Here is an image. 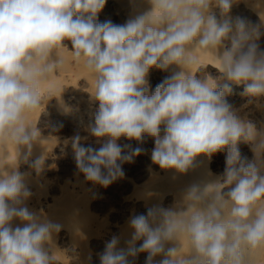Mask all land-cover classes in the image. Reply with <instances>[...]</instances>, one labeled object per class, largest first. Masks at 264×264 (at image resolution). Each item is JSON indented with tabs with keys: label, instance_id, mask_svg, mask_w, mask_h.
I'll return each instance as SVG.
<instances>
[{
	"label": "clouds",
	"instance_id": "obj_1",
	"mask_svg": "<svg viewBox=\"0 0 264 264\" xmlns=\"http://www.w3.org/2000/svg\"><path fill=\"white\" fill-rule=\"evenodd\" d=\"M234 2L148 0L149 11L114 24L96 22L106 0H0V140L5 144L24 146L30 154L39 131L26 123L25 114L41 106V85L62 68L58 49L66 48L67 39L75 60L95 74L93 96L99 102L87 131L101 146L84 147L79 134L72 138L76 166L86 181L108 186L124 175V163L145 151L119 144L121 137L138 143L152 137V161L179 173L197 156L227 149L221 178L203 188L192 185L172 207L154 205L146 214L132 215L127 247H119L121 237L113 235L101 264H133L130 258L141 252L147 253L145 264H245L244 249L264 246V131L243 121L225 99L231 84L209 83L190 71L173 72L154 89L146 80L152 67L198 64L195 53L203 49L219 61L225 81L243 84L250 97L264 96V48L258 43L264 25L228 17ZM240 142L252 145L254 161L242 157ZM41 163L37 159L32 167L39 172ZM30 196L24 174L15 167L0 170V264L54 259L44 245L61 225L30 211L24 205ZM14 218L26 223L13 228ZM181 236L189 238L193 255L166 248Z\"/></svg>",
	"mask_w": 264,
	"mask_h": 264
},
{
	"label": "bare ground",
	"instance_id": "obj_2",
	"mask_svg": "<svg viewBox=\"0 0 264 264\" xmlns=\"http://www.w3.org/2000/svg\"><path fill=\"white\" fill-rule=\"evenodd\" d=\"M246 4H249V3H246ZM121 6L123 7L122 9H124V12H125L124 16L128 20L134 19L137 15L143 14L144 12L149 11L151 9V5L150 3H148V0H122ZM249 6H251V8L254 11L259 13L260 16L259 15L257 16H259L260 17L259 19L261 20V22H263L264 21V0H254L253 4H249ZM262 44H263V41L261 42V46ZM195 54L198 56V64L188 66V69L182 68L181 66L176 65V64L170 65L167 70H162L160 68L153 67L155 70L154 71L155 74L152 79L153 89L165 77L170 76L173 72L190 71L193 75H195L196 78L197 76L202 77V75L205 74L206 78L209 80L211 78L220 79L221 82H218L220 84L230 83L232 87V92L226 95L225 97V99L228 101L229 104H235V105L237 103L240 104V102L243 101L244 97L246 98L248 96L244 92L243 84H236L230 81H225L223 79V73L218 69L220 67V63L215 58L212 52L203 50V49H197ZM66 62L67 60H65V63ZM82 66L85 67L84 63H82ZM86 75H87L86 77L90 79V82H91L90 87L95 89V74L86 68ZM54 76L55 74L50 78V82L53 80ZM56 76H58V74ZM50 82L48 83L50 84ZM48 89L49 88L45 86V83L41 85V91L43 93L44 100L42 101V104L38 109L32 112H28V115L31 116L34 121H37L38 125L50 127L51 125H49L47 122L48 117H47V112H45L46 111L45 109L49 107L50 98L55 96L57 92L52 89H51V92H49ZM88 93L90 92L88 91ZM91 94L92 93H90V95ZM92 96L93 95H91V97ZM56 126L57 125H55V127ZM161 128L163 130V125L161 126ZM161 134H163V131ZM239 144L247 153L252 155L253 158L255 159V154L252 151V147H250L248 143L240 142ZM65 146H66V140L64 136L57 138L55 141L53 139H48L39 133V137L36 141L33 142L31 152L29 154L28 149L24 146H17L15 149V145L11 141H8L5 144L2 140H0V170H3V168H5V170L10 171L12 167H15L20 173L24 174L25 184L31 192V196L24 201V205L27 206L30 211L35 212L37 215H39L42 219H47V220H50L54 223H58L61 225V229L58 232H54L51 236V239L47 241L44 245L45 250L47 251L48 255L51 252L52 253L55 252V247H56L55 246L56 245L55 236L59 234V237L61 235L65 239L66 238L67 239L69 238V240L71 239V242H74V243L76 242L77 244H80L81 245L80 251L82 252V256L87 257V254H86V249H87L86 247H87V242H88L87 234L91 230V225L94 223L95 220H94L93 213L88 212L86 210V207L90 205V202L92 199L95 202H98L99 194L93 188H88V187L81 186V185H73V186H70V188L68 187L67 189H64V190L61 189V191L59 190L60 194L58 196H56L55 194L49 196V193L47 190V187L50 183L49 181L52 180L51 177L53 178V176L56 174V171H57L55 167V161L58 158L59 153L62 152ZM16 151L18 152L17 155H16ZM25 156H27V159H25ZM205 158L206 156L204 154L197 156L194 159L193 166L190 167L189 170L185 173H179L175 169H161L158 164L152 161L151 163H152V166L154 165V167H153V170L151 171L149 168H147L149 169L147 171L149 175V180L148 182L146 181L147 183L145 184H140L139 182L141 180L138 179L141 177V175L143 176V174H141L140 177L135 178L137 175V171L139 169L137 164H133L130 167L128 164L124 163L122 165L124 175L119 178V181H120L119 182L120 183L119 192L120 193L117 195V200L120 206V218L123 219V224L113 225L109 227V226H104L100 224L99 222L98 225L96 226V231H97L96 233L99 236L98 238H96V242L98 243V245H101L102 247V245L106 244V242L109 241L113 235H117L121 237V242H120L119 247L126 248L127 244L125 243V241L131 238V229L128 226V221L132 215L141 214V213L146 214L147 208L152 207L154 205H159L164 208L172 207L183 199L186 191L193 184L196 185V184L201 183V185L204 184L206 186V184L208 185V184L213 183L214 182L213 179L208 177L209 175L207 171L205 170V163H206ZM37 159H40L42 161L39 172H37L32 167L33 162ZM129 169L132 170V173H130ZM63 171H66V170H63ZM48 176H51V177L49 178ZM140 185L143 186L142 189H144V187H147L148 191L145 193L144 190L140 189ZM226 189L228 190V188ZM25 223L26 222H23L17 218H14L13 221H11V226L13 228L17 226L23 227ZM188 241H189V238L187 236H181L180 241L170 242L169 244L166 245V248L167 247H177L180 250L177 253L178 256H189L188 251H187ZM59 242H62V241H59ZM142 243H143L142 240L137 241L136 247L138 248L140 244ZM59 244L62 245L61 243ZM189 244L191 245V243ZM64 247L65 246H62V248ZM260 249H264V246L256 248L254 249V251H252V252H255V250H259L255 252L256 254L254 253L255 255L254 259L251 258L253 259L252 262L250 261L252 264H264V255L263 254L261 255ZM94 254H98V252ZM137 258H138V255L135 258H131V259L137 260ZM161 258L162 257H157V260ZM58 260H60V258ZM248 263H249V260H248Z\"/></svg>",
	"mask_w": 264,
	"mask_h": 264
},
{
	"label": "rangeland",
	"instance_id": "obj_3",
	"mask_svg": "<svg viewBox=\"0 0 264 264\" xmlns=\"http://www.w3.org/2000/svg\"><path fill=\"white\" fill-rule=\"evenodd\" d=\"M121 1L122 0H106L104 7L97 14L96 22L97 23H103L105 21L110 20L114 24L126 23L128 21V19L124 16L125 12H124V9H122L123 7L121 6ZM243 1L244 0H235V2L233 4L234 8L232 6L230 11L227 13V16L230 17L232 20H235L236 17L245 18L253 26H255L254 24L264 25V21L261 22V20L259 19L260 18L259 13L254 11L251 8V6H249V4H253L254 0H250V1L245 0L244 2ZM247 1H249V2H247ZM246 3H249V4H246ZM247 7H248V9H247ZM211 11L216 16V18L218 20H222L224 18L222 13H221V10L218 7L213 6ZM257 15H259V16H257ZM260 37H261V38H259L260 41L258 40V42L261 46V42L263 41L261 48L262 47L264 48V27H261ZM63 45H65L66 48H59L58 49L59 55L64 59L63 66L58 71V73L55 74V76L53 77V80L50 82V84L53 85V87L51 89L56 91L57 94H55V96L50 98L49 107L45 109L46 110L45 112H47V117H48L47 122L51 126L49 127V126L38 125L37 121H34L33 118L28 115V113L25 114V119H26L28 124H33L35 126V128L39 131V133L41 135L45 136L46 138L53 139L56 141L57 138L64 136L65 140H66V146L63 148L62 152L59 153V156L55 161V167H56L57 171H56V174L53 176L54 180L51 176H48L49 178L51 177V179H52L49 181L50 183L47 187L49 196H51L53 194L58 196L60 194L59 190L61 191V189L64 190V189H67L68 187L70 188V186H73V185H81V186H85L88 188H93L99 194V200H98V202H95L92 199L90 202V205L88 207H86V210L88 212L93 213L94 220H95L94 223L91 225L92 231L90 230L87 234V237H88V242H87V247H86L87 248L86 249L87 257L82 256V252L80 251V249H81L80 244H77L76 242L75 243L71 242V239L70 240H69V238L65 239L61 235L59 237V234H58L57 236H55V244H56L55 245L56 246L55 252L54 253L51 252L49 254L50 257L54 258V259H52L53 261L52 260L50 261V264H98V263L101 264L100 254L103 253V251H104L103 248L105 249V244L102 245V247H101V245H98V243L96 242V238L99 237L98 234L96 233L97 232L96 226L98 225L99 222H100V224H102L104 226H109V227L113 226V225L123 224V219L120 218V206H119V202L117 200V195L120 193L119 192L120 191V183H119L120 181L118 178L106 187L101 186V185H95L90 181L86 182L83 173L79 172L77 169L76 162H75V153H74V149L72 147V138L76 134H79L83 138L81 140V144L84 147H92V148L98 149L101 146V144L97 142L98 138L90 135L89 132L87 131L88 126L90 124H94V116H95L96 111L99 108V102H97V100L94 98V96L91 97V95L94 94L95 89L90 87L91 82H90V79H88V77H86L87 76L86 75V67L82 66L83 60H81L80 62H77L75 60V58L71 52L73 50V48H72V44H71L70 40H67V39L64 40ZM226 46L230 47V42L229 43L226 42ZM65 60H67L66 63H65ZM154 71L155 70L153 67L150 68L148 71V74H147L148 76H146V80L148 81V84H150L151 88H153L152 79H153V76L155 74ZM83 72L85 73V75ZM57 74H58V76H56ZM197 78L201 79V80L207 79L205 74H203L202 77L197 76ZM212 80L214 82H217V83L221 82L220 79L211 78L209 80V83H212ZM48 84L49 83H45V86L49 88L50 84L49 85ZM87 90L92 94L90 95V93H88ZM263 97L264 96H260L259 98L258 97L255 98V97L247 96L246 98L244 97L243 101L240 102V104H238V103L236 105L230 104L231 106L233 105L232 106L233 110L237 113V115L243 121L251 122L253 125H255V127L258 131H264V98ZM248 101L249 102L251 101V102L249 103ZM60 103H62V104H60ZM237 105L240 107H238ZM61 107H62V109L63 108L64 109L62 110ZM253 107H255V108H253ZM255 110H256V112H255ZM50 123H52L54 125H52ZM55 125H57V126L55 127ZM118 143L121 145L131 144L133 147H142L146 151V152L145 151L142 152L138 156L133 157L132 161L126 162V164H128L130 167L133 164H137L139 169L137 171V175L135 178H138V177H140L141 174H143V176L141 175V177L138 178L141 180L139 183L140 184L147 183L149 180V175H148L147 171L149 169H150V171L153 170V167H154V165L152 166V163H151L152 162V159H151V153L152 152L151 151L153 150V148L155 146L154 139L152 137H149L146 135L144 142L138 143L134 139L129 140L126 137H121L119 139ZM248 144L250 145V147H252V145L250 143H248ZM238 148L241 152L242 157H247L248 161H254L255 160L252 155L247 153L240 146V144H238ZM149 154H150V156H149ZM226 155H227V149L220 151V152H217V153L213 154L211 157L206 156V158H205V162H206L205 163V170L207 171V173L209 175L208 177L212 178L214 182L217 179L221 178L223 173H224V170L226 167V163H225ZM147 168H149V169H147ZM63 170H66V171H63ZM129 171H130V173H132L131 169H129ZM262 174H264V173H262ZM199 184L201 185V183H199ZM199 184H196V185H199ZM193 185H195V184H193ZM202 185H204V184H202ZM202 185L200 186L201 188H203L205 186V185L204 186H202ZM229 187H231V186H229ZM142 188H143V186L140 185V189H142ZM142 190H144L145 193L148 191L147 187H144V189H142ZM224 191L226 192L227 189L225 188ZM104 208L105 209L107 208V209L105 210ZM227 212H228V209L226 208L225 209L226 215H227ZM94 231H95V233H94ZM59 241H62V242H59ZM59 243H61L62 245H60ZM189 243H190V240L187 243V245H188L187 251H188L189 256H191V255H193V249ZM57 245L58 246L60 245V246L58 247ZM97 245H98V247H97ZM62 246H65V247L62 248ZM69 249L70 250L72 249V250L70 251ZM260 250H261L260 251L261 255L262 254L264 255V249H260ZM252 251H254V249H244L245 264H249V263L252 264L251 262L253 261L254 256H255L254 253L259 251V250H255V252H252ZM97 252H98V254H94ZM61 254H63V255H61ZM79 256H80V258H79ZM146 256H147L146 252L138 253V258H137V260H133V262H134L133 264H145ZM57 258L58 259L60 258V260H58ZM251 258H253V259H251ZM73 259H74V261H73ZM248 260H249V263H248Z\"/></svg>",
	"mask_w": 264,
	"mask_h": 264
}]
</instances>
